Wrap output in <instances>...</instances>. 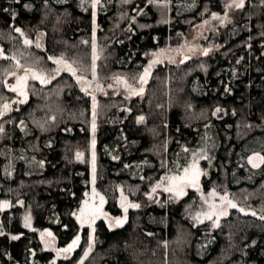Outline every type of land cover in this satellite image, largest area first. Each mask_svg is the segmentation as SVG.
<instances>
[{
  "label": "trees",
  "instance_id": "obj_1",
  "mask_svg": "<svg viewBox=\"0 0 264 264\" xmlns=\"http://www.w3.org/2000/svg\"><path fill=\"white\" fill-rule=\"evenodd\" d=\"M167 2L0 0V69L27 55L39 66L62 59L75 70L47 84L32 81L28 100L0 117V264H78L91 239L76 213L91 188L92 134L96 190L111 216L127 218L119 226L96 220L83 264H264V163H249L264 156V0L243 8L226 0ZM206 17L207 54L152 65L143 93L130 95L117 82L123 75L135 86L151 61ZM40 32L44 50L24 43ZM94 46L96 79L106 88L95 111L78 79L95 76ZM3 87L0 80V94ZM193 164L205 192L238 207L218 227L186 217L199 199L193 190L148 196L162 176H183ZM27 211L32 228L24 225ZM46 229L60 250L80 237L70 256L44 246Z\"/></svg>",
  "mask_w": 264,
  "mask_h": 264
},
{
  "label": "rangeland",
  "instance_id": "obj_2",
  "mask_svg": "<svg viewBox=\"0 0 264 264\" xmlns=\"http://www.w3.org/2000/svg\"><path fill=\"white\" fill-rule=\"evenodd\" d=\"M156 4L160 5L162 3H168L167 0H155ZM246 0H244V4H245ZM233 3V0H226L225 5L228 6L230 4ZM229 8H235V7H229ZM224 15V14H223ZM220 17V20L222 22L227 21L226 19H228L229 12H226L224 16ZM210 17H206L204 19H202L201 22H199L197 25H195L193 32L186 38L184 39V42L179 44V45H171L169 47H167V49H165V52L163 53V55L158 56L155 61H158L157 63H152L153 61H151V65L154 64H158L160 62H169V63H175L176 65L179 64H183L186 63L190 60H192L193 58L198 57L199 55H202L203 53H205V50H208V48L210 47V45L208 43H205V40L208 39V36H206V32L208 33V29L209 28V24L212 23V19H209ZM96 26V25H95ZM96 34H94L95 37ZM44 37L45 34L44 32H40L38 34V36L35 39H30V38H26L27 40H30L33 45H36L37 50H44ZM25 39V40H26ZM30 44V45H31ZM94 44H95V39H94ZM39 45V47L37 46ZM95 51H94V55L96 56V46H94ZM4 50L2 49L1 45H0V59L3 58L4 56ZM24 57V58H23ZM187 57V59H186ZM30 58V59H28ZM13 63L11 65H9L6 68H1L0 72H1V79L2 83H3V88L6 91V93H1L0 94V111H3V105L5 103H7L9 105V109L4 112V114L8 113L9 111H11V109L14 107V105L16 104L17 106L21 104L20 101H24L26 102L29 98V87H30V83L34 80L39 81L38 79H33L32 78V73L35 72L37 74H40L42 76L45 77V79H47L49 82L52 81L54 78L58 77L63 71H68L65 67L64 64H55L54 62L52 63V65H48L45 63V61L39 66L37 64V60L38 58H34L32 56H27V55H13ZM18 62V63H17ZM67 64H70L68 62H66ZM27 69H31V72H26ZM57 69H59V72H57ZM151 69V68H150ZM92 72H93V68H92ZM13 73H15V75H12ZM143 75V74H142ZM22 76H26V85L24 87V91L26 92V97L25 96H21L19 94V92L16 91H12L11 89L13 87L17 86V80L19 79V77ZM150 75L147 76L146 78V82L141 83L140 80L136 83V85H126L125 83H122L121 86L123 87H127L128 90V94H133V92L135 93H141L140 89H143V92L145 91L148 83H149V77ZM123 81H126V76H123ZM121 77V78H122ZM48 82V83H49ZM42 84H47V83H42ZM80 86L82 87V89L85 91V89L87 90L86 93L90 94L93 100V108L94 111L96 109V107L98 106V96L106 90L105 87H103V84L101 82H98L96 79V75L92 76V77H87L84 76L83 79H80ZM131 86V87H129ZM8 92H11L13 94L12 97L9 96ZM142 92V93H143ZM9 96V98H8ZM8 99L9 101H5L4 99ZM94 98V99H93ZM3 114V115H4ZM3 115H0V117H2ZM93 123L95 124L96 127V116H94L92 118V133L95 132V129L93 130ZM93 140H95V144L93 145ZM93 154H94V170H93ZM90 165H91V188L88 191L85 199L82 201L81 206L79 207L77 213H76V217L80 216L81 214V209L83 207H85V201L88 202V206L89 208H98L99 212L96 215V218L94 219V223H82L81 220H79L81 222V224L84 226L89 227V236L91 237L88 246L85 248L82 258L79 260L78 264H81V261L84 262L87 257L89 256V254L91 253L92 250V245H93V236H94V225L96 220L103 218L105 219L108 224L110 225H116V220L120 219L118 218H114L113 216H111L106 210H105V198L103 197V195L101 193H99L96 190V170H97V157H96V139H95V135L92 134V139L90 142ZM203 172H200L199 175V179H198V183H200V187L199 188H191L190 186L185 187L184 188V195H180L177 196L175 193H170V192H166L164 191L165 187H168L170 182L167 179L168 177L162 176L160 179H158L152 186L150 192L148 193V196L151 199L156 198V200L161 199L162 196L166 195L168 198L171 197H183L186 196L188 194V192L190 190H193L195 192V194L198 195V202L195 204H192V206H190V208L188 209L187 212V216L189 220H192L195 223H203V222H210L214 227H218L221 225V222L224 218H226L229 215V211H230V207H228L227 202H222L221 201V197H225V194H221L219 192H217L216 190H211L208 192H205L201 183V176H202ZM160 184L161 187L156 188V191L153 192L152 189L157 185ZM215 191L216 195L213 196L211 195V193ZM98 193V195H96ZM104 198V202L103 204H101L100 202V197ZM228 200H232L231 197L226 196ZM212 205L216 206V213L218 214L219 211L223 208L227 210V215L226 216H220L219 220L217 221L216 216L214 215L212 220H209L205 217V213L209 212L211 210ZM25 217L29 218V225L28 228H32V224H33V220H32V216L30 212H26L24 215V225H25ZM90 219V217H89ZM51 232L49 229H46L45 231H42L41 233H44L45 235H41L42 240H43V244L45 247H48L49 249H52L53 251H55L57 253V255H62V256H70L71 252L65 253V252H61L60 249H58L55 245V240H54V235L52 233L51 236H48L47 233ZM81 243V241H80ZM80 245V244H79ZM91 245V247H90ZM85 252H87V256H85Z\"/></svg>",
  "mask_w": 264,
  "mask_h": 264
},
{
  "label": "snow or ice",
  "instance_id": "obj_3",
  "mask_svg": "<svg viewBox=\"0 0 264 264\" xmlns=\"http://www.w3.org/2000/svg\"><path fill=\"white\" fill-rule=\"evenodd\" d=\"M99 3V0H94V5ZM228 7H235V8H243L244 7V0H233V3L228 5ZM5 11H7V9H5ZM213 18H216V19H219L218 16H216V14H213ZM16 32H21V29L20 28H16L15 29ZM22 34V33H21ZM25 44H31L32 42L30 40H25L24 41ZM39 47V45H37ZM205 54H207V50H205ZM49 59H52L51 57ZM95 59H98V57L94 56L93 57V75H95ZM187 59V57H186ZM57 64H64V67L68 70V71H71L73 73V75H75V70L72 68V66L70 64H67L65 61H63L62 59H57L55 61ZM158 61H153L152 63H157ZM18 63V62H17ZM151 64L149 65L148 68L145 69L144 71V74L140 76V82L141 83H144L146 82V78L147 76L150 74L149 73V69L151 68ZM32 70L31 69H27L26 72H31ZM57 72H59V69H57ZM12 75H15V73H13ZM32 78L33 79H38L41 83H48L49 81L47 79H45L44 76L40 75V74H37L35 72L32 73ZM26 76H22V77H19V79L17 80V86L16 87H13L11 90L12 91H16V92H19V94L21 96H25L26 97V92L24 91V87L26 85ZM78 79H83V77H78ZM117 82L120 83V82H123L125 84H127V81H122L120 77H117L116 78ZM85 91H87L85 89ZM140 92L142 93L143 92V89L141 88L140 89ZM133 94H139V93H135L133 92ZM94 99V98H93ZM21 103H23L24 101H20ZM9 109V105L7 103H5L3 105V111H0V115H3L4 112H6L7 110ZM217 112L220 111V109H216ZM140 120H143V117H140ZM95 129V124L93 123V130ZM0 131H3L2 128H0ZM93 145L95 144V140H93ZM79 156H82V154H78V157ZM256 160H259L260 162L264 163V156H260L259 154H256L255 157H250L249 158V163L252 164L253 167H259V164L256 163ZM93 170H94V154H93ZM199 175H200V172L199 170L196 168V165L193 164L191 166V169L189 168H185L184 169V175L183 176H172V177H168L167 179L169 180L170 184L168 187H165L164 188V191L166 192H170V193H175L177 196H180V195H184V188L185 187H197V184H198V179H199ZM161 187L160 184H157L153 189L152 191L155 192L156 191V188H159ZM98 195V193L96 194ZM211 195L215 196L216 193L215 191H213L211 193ZM221 201L222 202H227V205L228 207L230 208H236L237 205L235 203H233L231 200H228L227 197H221ZM100 202L101 204H103L104 202V198L101 196L100 197ZM3 207H7V202H4ZM130 207H139V205H136V204H131L129 205ZM241 212H244L245 210L243 208H240L239 209ZM99 212V209L98 208H89L88 206V202L85 201V207H83L81 209V214L80 216L77 217V219L81 220L82 223H94V219L96 218V215L97 213ZM125 212H127V208H125ZM228 213H227V210L226 209H221L219 211V213L217 214L216 213V206L215 205H212L211 207V210L207 213H205V217L209 220H212L213 216L215 215L216 216V219L217 221L219 220V217L220 216H226ZM253 216L256 215L255 212H252L251 213ZM90 217V219H89ZM260 219L261 220H264V215L260 216ZM29 218L28 217H25V226L28 227L30 226L29 223ZM123 220H120V219H117L116 220V224L117 226L119 225H122L123 224ZM41 235H45L44 233H41ZM48 236H51L52 233L51 232H48L47 233ZM12 239H19V237L17 236H14L12 237ZM79 239L80 237L77 236L71 244L68 245L67 248H64V249H61L60 251L62 252H65V253H68V252H71L78 244L79 242ZM91 247V245H90ZM87 252H85V256H87ZM81 264H83V262L81 261Z\"/></svg>",
  "mask_w": 264,
  "mask_h": 264
},
{
  "label": "water",
  "instance_id": "obj_4",
  "mask_svg": "<svg viewBox=\"0 0 264 264\" xmlns=\"http://www.w3.org/2000/svg\"><path fill=\"white\" fill-rule=\"evenodd\" d=\"M256 155H253L252 157H255ZM256 163L257 164H259L260 163V161L259 160H256ZM200 187V183H198L197 184V187H195V188H199ZM191 188H193V187H191ZM236 208H238V207H236ZM248 213H252V211H249ZM127 218V215H125L124 216V219H122L123 221L125 220ZM121 220V219H120Z\"/></svg>",
  "mask_w": 264,
  "mask_h": 264
}]
</instances>
